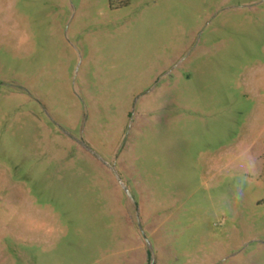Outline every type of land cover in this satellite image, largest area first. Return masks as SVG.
I'll return each mask as SVG.
<instances>
[{
    "label": "rangeland",
    "instance_id": "1",
    "mask_svg": "<svg viewBox=\"0 0 264 264\" xmlns=\"http://www.w3.org/2000/svg\"><path fill=\"white\" fill-rule=\"evenodd\" d=\"M0 264H264V0H0Z\"/></svg>",
    "mask_w": 264,
    "mask_h": 264
},
{
    "label": "water",
    "instance_id": "2",
    "mask_svg": "<svg viewBox=\"0 0 264 264\" xmlns=\"http://www.w3.org/2000/svg\"><path fill=\"white\" fill-rule=\"evenodd\" d=\"M125 192H126L127 195H129V192H128V190L126 188H125Z\"/></svg>",
    "mask_w": 264,
    "mask_h": 264
}]
</instances>
